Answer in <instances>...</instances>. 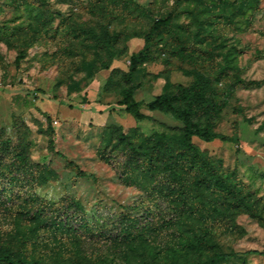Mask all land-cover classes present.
Instances as JSON below:
<instances>
[{
  "label": "rangeland",
  "instance_id": "1",
  "mask_svg": "<svg viewBox=\"0 0 264 264\" xmlns=\"http://www.w3.org/2000/svg\"><path fill=\"white\" fill-rule=\"evenodd\" d=\"M171 12V27L154 40L153 59L133 77L134 98L143 102L145 115L139 121L119 103L128 84L106 83L113 69L128 71L135 50L129 42L144 44L153 18ZM91 29L111 36L114 57L97 48ZM21 51L25 57L17 61ZM94 61L98 69L91 76L83 62ZM102 61H110V68H102ZM196 73L208 76L220 92L236 77L260 82L235 89L217 117L215 131L231 140L194 142L231 183L257 199L259 213H238L233 224L222 221L213 229L216 246L205 255L217 249L236 254L219 264H264L262 255L242 254L264 250V0H0V138H11L13 153L23 136L28 158L51 169L34 171L35 177L21 172L16 193L31 189L56 204L45 208L50 216L68 206L66 220L74 227L87 221L93 233L84 244L91 258L110 254L120 264L145 255L159 264L169 249L183 253L194 220L174 224L169 200L123 181L121 150L109 152L110 161L99 150L109 125L142 138L180 129V120L146 103L169 84L189 85ZM11 202L0 198V241L37 226L7 210ZM27 245L48 258L67 247L50 240Z\"/></svg>",
  "mask_w": 264,
  "mask_h": 264
},
{
  "label": "trees",
  "instance_id": "2",
  "mask_svg": "<svg viewBox=\"0 0 264 264\" xmlns=\"http://www.w3.org/2000/svg\"><path fill=\"white\" fill-rule=\"evenodd\" d=\"M181 2L182 0H177V4ZM173 18L172 12L166 17L153 18L148 32L142 36L143 47L129 56L128 71L113 69L106 83L121 85L124 81L128 84L120 91L122 99L119 103L139 121L145 115L141 111L143 102L134 98L136 86L133 77L141 65L153 59L154 40L162 30L171 27ZM89 32L97 48L107 51L110 58L116 55L111 51V36L107 32L99 34L95 29ZM24 57L25 52L21 51L16 60L20 61ZM99 57L102 59L101 55ZM83 64L90 70L91 76L98 69L96 61ZM110 66V61L101 63L102 68L108 69ZM116 76H120L121 80H114ZM259 84L256 80L247 81L236 77L220 92L213 87V81L208 76L196 73L189 85L169 84L162 93L146 103L149 110L160 111L180 120V129L157 132L153 136L142 138L136 132L125 133L122 126L109 125L106 128L104 145L99 150L101 158L110 161L109 152L121 150L125 155L121 165L125 183L169 200L174 213V224H179L181 219L194 220L192 222L195 229L192 234L184 235L186 239L181 247L183 253L169 249L163 262L159 264H219L229 261L236 256L235 253L214 249L213 253L205 255V250L216 246L213 229L219 227L225 219H228L227 224H233L234 216L241 212L259 216L257 199L231 183L212 157L194 142L195 137L207 142L215 139L231 140L215 131L217 117L228 104L235 89ZM21 139L19 148L11 153V138H0V198L12 200L13 203L5 208L37 223V226L21 231L18 237L0 241V264H119L116 257L110 254L94 258L89 256L84 243L88 240L86 234H92L93 228L87 221H82L75 227L69 225L66 220L68 206H62L65 219L59 211L50 216L51 214L45 213V208L58 207L56 204L41 199L31 189L25 194L16 193L15 186L22 174L29 171L34 176V171L51 170L46 164L34 163L28 158L26 140L23 136ZM50 148L54 149L53 139L50 140ZM68 164L76 166L72 161H68ZM77 173L84 175L81 170ZM33 179L36 182V178ZM19 197L21 200L18 202ZM73 202L82 209L79 202ZM44 236L47 239H43ZM45 240L66 243L67 247L62 248L63 252L59 253V257L53 258L28 248L27 243L40 245ZM16 242L19 243L16 245ZM191 254L196 257L193 259ZM242 254L264 256V250H247ZM120 264L155 262L143 255L133 262L123 259Z\"/></svg>",
  "mask_w": 264,
  "mask_h": 264
},
{
  "label": "crops",
  "instance_id": "3",
  "mask_svg": "<svg viewBox=\"0 0 264 264\" xmlns=\"http://www.w3.org/2000/svg\"><path fill=\"white\" fill-rule=\"evenodd\" d=\"M129 45L130 46H135V50L133 51V52H138L142 47H143V43H140L139 41H134V40H131L130 42H129Z\"/></svg>",
  "mask_w": 264,
  "mask_h": 264
}]
</instances>
